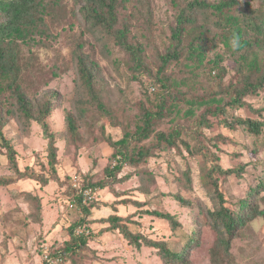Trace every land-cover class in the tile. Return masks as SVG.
<instances>
[{"label":"rangeland","instance_id":"1","mask_svg":"<svg viewBox=\"0 0 264 264\" xmlns=\"http://www.w3.org/2000/svg\"><path fill=\"white\" fill-rule=\"evenodd\" d=\"M65 1L69 6L73 4L71 0ZM172 1L179 0H148V13L126 21H131L129 42L143 48L144 68L139 73L131 55L112 37H103L102 44L80 38L86 45L84 51L91 52L90 60L97 65V73L93 88L96 98L89 99L88 123L79 126L78 137H65L66 115L73 112L77 97H88L78 86L77 67L70 59L73 40L80 31L78 19L72 26L69 22L62 26L59 21L38 26L32 35L28 33L25 43L17 42L23 82L20 85L27 87L36 108L49 105L50 115L45 122L55 132L57 151L56 163L51 167L45 150L47 139L40 125L31 123L24 132L13 119L5 127L14 161H9L6 148L0 145V264H42L45 255L62 250L67 242H76L77 248L74 253L67 252L61 264H167L157 248L144 243L140 248L129 244L121 231L111 228V216L120 218L117 225L141 235L144 242L163 243L188 264H213L212 248L219 238L207 214L215 208L214 184L231 210H237L239 200L247 197L258 179H264V133L253 134L240 126L229 129L218 123L220 117L213 119L217 124L203 128L198 125L202 107L196 108L192 117L184 116L188 108L184 100L191 101L190 98L200 95L202 87L181 80L189 39L182 42L183 52L178 60L163 66L156 57L169 45L171 28L180 12ZM180 3V7L186 5L183 0ZM78 8L79 5L74 7L76 13ZM215 16L208 13L197 21L209 25L213 33L208 34L206 46L217 41L214 34L223 32L216 30ZM246 36L257 35L247 30ZM255 49L260 57L264 56L263 49ZM235 65L232 62L226 67L231 70L230 78L239 83L241 73L238 75ZM161 66L160 76L182 82L174 90L178 101L184 100L177 106L179 111L153 116L147 139L130 142L129 152L135 154L142 149L145 157L136 163L127 160L119 164L107 140L117 141L125 134H133L142 126L144 110L155 111L160 100L156 97L160 90L155 78ZM188 77L186 73L182 79ZM208 87L211 92L217 91L215 83ZM261 100L264 102V97L244 99L247 105H254V110L247 106L226 110H231L232 116L250 115L249 118L262 121L264 110L257 117ZM176 131L179 137L173 147L159 136L164 134L167 138ZM112 168L115 170L111 171ZM217 168L231 169L233 173L224 176ZM30 172L34 174L32 179ZM83 183L102 186L83 193L86 205L92 204L84 219V243L79 239L73 241V235L80 231L72 234L69 230L80 218L79 211L70 205L72 188ZM176 196L185 203L176 200ZM248 200L263 209L264 192L257 198L250 195ZM154 211L173 216L177 225L151 215ZM191 239L194 243H190ZM217 249L214 254L217 251L222 255ZM225 259L221 264H264V219L251 221L238 230L230 243V257Z\"/></svg>","mask_w":264,"mask_h":264},{"label":"trees","instance_id":"2","mask_svg":"<svg viewBox=\"0 0 264 264\" xmlns=\"http://www.w3.org/2000/svg\"><path fill=\"white\" fill-rule=\"evenodd\" d=\"M71 1H73V4L69 6L68 1L65 0H0V145L6 148L11 163L14 161V150L10 142L6 141L4 129L9 121L13 119L17 121L22 129L21 131L24 132L27 131L31 123H37L41 126L47 139L45 150L49 164L54 167L56 163L55 132L50 131L45 122L51 109L49 105L36 108L27 87L20 85L23 82L20 80L19 72L21 70L16 44L17 42L25 43L28 33L32 35L38 26H45L51 22L59 21L62 26L67 25L68 22L71 23L70 26L78 22L80 31L73 40V54L70 59L77 67L78 86L83 92H86L85 96L88 94V97L83 98L84 94L79 98L77 97L78 103L75 106L73 104V112L66 115L65 137L79 136V126L88 123L86 111L89 110L87 108L91 102L89 99L96 98L93 97V88L96 82L97 65L90 60L91 52L84 51L86 45L80 41V38L94 39V43L100 42L102 44L104 38L109 39L112 37L122 50L131 55L136 72L139 73L144 68L143 48L139 44L133 45L129 42L128 24L140 13L150 11V8L146 7L148 0ZM180 1H172L175 8L180 12L177 13L174 25L171 28L169 45L164 47L165 49L158 53L156 57L162 62L163 66L170 60H178L183 52L182 42L189 39V51L186 56L188 64L184 65V71L182 72L184 76L188 73L189 77L185 80L182 79L183 76L181 80L191 85H202L199 89L201 96L198 94L197 97L190 98L191 101L183 98L178 101L176 89L174 90V88L180 86L182 82L170 81L168 77L160 76L163 70L161 66L155 78V83L160 90V93L156 92V97H159L160 100L155 111L150 112L143 109L142 126H139L133 134H125L122 139L117 141L110 138V140H107L109 147L115 151L113 155L118 158L119 164L127 160L130 163H136L145 157L146 152L142 149L137 150L136 153L134 152L135 154H131L129 152L130 142L134 139L136 140L132 142L147 139L153 116L163 115L164 112L179 111L177 106L183 100L188 105L184 116L192 117L196 112V108L200 109L202 107L203 110L199 114L198 125L203 128L208 129L215 125L216 121L214 122L213 119L220 117L218 123L229 129L240 126L253 134L264 133V120L249 118L250 115L245 118L238 115L232 116L231 110H226V107L237 110L244 106L254 110V105L253 107L251 104L247 105L244 99L248 97L253 99L261 97L262 99L264 97V56L260 57L259 51L255 49V47H260L264 52V0H216L215 2H212V0H183L186 3L183 7H180ZM78 5V13H76L74 7ZM208 13L216 14L217 21L214 22L216 30H223L219 35L214 34L218 39L211 46L204 45L209 40L208 34H213L208 28L209 25L197 23L200 17L206 16ZM77 19L78 21H76ZM128 19H131V21L127 24ZM74 21L76 22L74 23ZM118 26L122 28L118 29ZM247 30H252L257 36L248 38L246 36ZM259 36L261 39L258 38ZM77 39L78 41H76ZM232 62L236 64L235 68L238 75L241 73L239 83H235L234 79L229 76L231 70H227L226 66ZM228 82L230 83L226 85ZM213 83H215L217 91L211 92L209 87L207 89L206 87ZM205 89L207 92H205ZM8 97L11 98V103H8ZM227 97L228 101L226 100ZM213 106L215 107L214 110L212 109ZM259 107L257 117L264 110L262 100ZM159 136L165 139L168 146L173 147L179 133L177 131L172 132L167 138L164 134H159ZM186 149L190 151L187 145ZM119 164L115 166V169H119ZM115 169L112 168L111 171ZM108 171L110 174L112 173L110 170ZM217 172L224 176H230L233 173L231 169L222 170L221 168H217ZM28 175H31L32 179L34 174L30 172ZM97 187L102 186L83 183L79 187L74 186L72 188L74 196L70 205L71 208L80 213V218L76 222L77 225H72L69 228L72 234L73 231H80V233L73 235V241L79 239L84 243L83 231L86 230L84 219L89 215L92 204L86 205L87 202L83 201V193ZM214 187L216 195L214 198L215 208L213 211H209L207 215L219 239L216 240V245L212 248L211 262L221 264L222 259L223 261L226 260L225 258L229 259L230 243L235 234H238V230L244 228L251 221L264 219V207L259 209L257 204L253 203L251 205L248 200V196L252 195L257 198L261 191L264 192V179H258L255 187L247 193V197L239 200L238 205H236L237 210H231L230 205L226 204L224 197L218 191L216 184H214ZM176 200L185 203L178 196H176ZM150 214L167 220L172 225H177L174 217L167 213L154 211ZM108 221L113 223L111 228L121 231L128 243L135 248H140L144 243L157 248L167 264H188L183 256L171 253L163 243L144 242L141 235L133 234L125 226L117 225L120 218L111 216ZM73 227L75 228L73 229ZM190 243H194V240L191 239ZM75 248H77L76 242L74 244L67 242L65 248L49 254L47 260L42 261V264H47L48 261L56 259L59 260L58 264H61L66 253H74ZM215 249L221 250L222 255H219L217 251L214 254Z\"/></svg>","mask_w":264,"mask_h":264},{"label":"built area","instance_id":"3","mask_svg":"<svg viewBox=\"0 0 264 264\" xmlns=\"http://www.w3.org/2000/svg\"><path fill=\"white\" fill-rule=\"evenodd\" d=\"M84 195L86 196V195H88V193H85ZM47 258H48V256L45 255V256L43 257V261H46ZM58 262H59V260L56 259V260H53V261H48L47 264H58Z\"/></svg>","mask_w":264,"mask_h":264},{"label":"clouds","instance_id":"4","mask_svg":"<svg viewBox=\"0 0 264 264\" xmlns=\"http://www.w3.org/2000/svg\"><path fill=\"white\" fill-rule=\"evenodd\" d=\"M84 198V197H83ZM84 202H85V198H84V200H83Z\"/></svg>","mask_w":264,"mask_h":264}]
</instances>
